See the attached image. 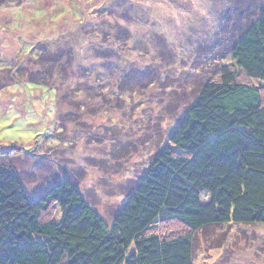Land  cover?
I'll list each match as a JSON object with an SVG mask.
<instances>
[{"label":"rangeland","instance_id":"obj_1","mask_svg":"<svg viewBox=\"0 0 264 264\" xmlns=\"http://www.w3.org/2000/svg\"><path fill=\"white\" fill-rule=\"evenodd\" d=\"M231 18L225 1L216 0L0 2V61L28 65L45 48L56 54L41 55L56 58L63 52L69 57L72 46L78 50L69 58V68L78 79L86 73L82 66L87 60L100 67L95 61L100 56L120 58L116 108H108L102 97L95 103L96 92L86 84L84 109L70 106L64 112L56 111V93L48 87L13 84L0 90V148L15 147L8 157L29 200L66 177L110 225L168 142L197 87L211 78L212 40L227 38L222 34ZM114 39H120L116 55L111 49ZM86 40L88 45L81 50ZM224 50L223 60L229 63L231 55ZM49 60L46 65L54 61ZM3 65L7 63L0 65V86L12 74ZM111 71L107 68L101 74L110 76ZM67 87L65 92L71 90ZM109 89L101 86L99 92L112 94ZM4 153L0 151V156ZM57 211H51L56 218ZM193 264H264V224L200 230L193 239Z\"/></svg>","mask_w":264,"mask_h":264},{"label":"trees","instance_id":"obj_2","mask_svg":"<svg viewBox=\"0 0 264 264\" xmlns=\"http://www.w3.org/2000/svg\"><path fill=\"white\" fill-rule=\"evenodd\" d=\"M221 1L232 18L228 31L220 32L227 38L212 40L211 78L197 87L110 225L66 177L30 201L8 157L15 147L0 148L6 154L0 156V264H193V239L200 230L264 224V0H216ZM87 45L86 40L81 50ZM111 45L119 54L120 39ZM77 50L71 46L69 57L61 52L55 58L41 55L56 54L45 48L17 68L0 61L12 72L0 90L13 84L48 87L55 90L56 111L64 112L70 106L84 109L86 84L96 92L95 103L102 97L116 108L120 58L100 56V67L87 60L85 75L77 79L74 73V79L69 58ZM49 59L54 61L46 65ZM107 68L110 76L101 74ZM101 86H109L113 96L99 92ZM57 209L56 218L51 211Z\"/></svg>","mask_w":264,"mask_h":264}]
</instances>
